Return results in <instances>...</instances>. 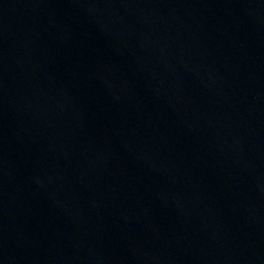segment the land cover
<instances>
[{
  "label": "water",
  "instance_id": "water-1",
  "mask_svg": "<svg viewBox=\"0 0 264 264\" xmlns=\"http://www.w3.org/2000/svg\"><path fill=\"white\" fill-rule=\"evenodd\" d=\"M0 264H264V0H0Z\"/></svg>",
  "mask_w": 264,
  "mask_h": 264
}]
</instances>
